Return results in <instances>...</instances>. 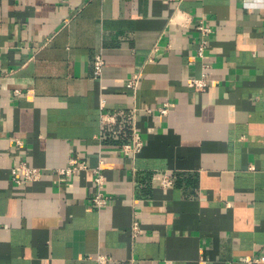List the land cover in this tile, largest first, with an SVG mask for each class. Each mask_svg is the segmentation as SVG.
Here are the masks:
<instances>
[{"label":"crops","instance_id":"obj_1","mask_svg":"<svg viewBox=\"0 0 264 264\" xmlns=\"http://www.w3.org/2000/svg\"><path fill=\"white\" fill-rule=\"evenodd\" d=\"M178 11L212 30L205 60L194 27L171 31ZM202 77L213 85L189 87ZM134 109L144 145L126 155ZM102 113L120 119L104 127ZM72 157L89 169L61 182L52 170ZM100 158L111 200L97 211ZM22 161L43 170L40 182L12 181ZM99 255L264 264V0H0V264Z\"/></svg>","mask_w":264,"mask_h":264},{"label":"built area","instance_id":"obj_2","mask_svg":"<svg viewBox=\"0 0 264 264\" xmlns=\"http://www.w3.org/2000/svg\"><path fill=\"white\" fill-rule=\"evenodd\" d=\"M171 31H180L183 29H189L194 27L201 37V41L197 50L198 58L205 60V49L207 47V37L212 33V30L209 27H206L202 21L195 22L194 17L184 11H178L177 15L174 16L170 21ZM105 66V61L102 55H97L94 60V75L97 80H100L102 77L103 68ZM140 85V74L135 75L126 84V88L131 90L135 95L138 91ZM188 85L191 89L203 92L208 87L213 85V82L210 81L207 77H202L200 79L193 78L188 80ZM20 92L15 91L14 95H18ZM101 110L105 108L106 100L101 99ZM168 102L164 103L162 106L158 107L157 111L159 114L166 116L169 113ZM137 109L132 111L130 116L131 122V140L128 143H125L121 146V151L126 155H135L143 148V140L141 133L136 124V113ZM147 113L151 114L152 110H148ZM101 124L104 127H114L118 123L117 114H101L100 118ZM117 134V131H114ZM20 144V143H19ZM104 160L99 159V163L96 167L91 169L93 173V185L95 194L92 200L93 209L101 211L107 207L110 203L111 197L106 191V176H105V166ZM89 169L88 163L83 159H78L72 157L69 159L68 164L65 167L52 170V173L56 175L61 182L66 181L72 176L76 175L81 171H87ZM43 170L39 168L30 167L26 162H19L15 167L11 169L12 181L18 185L22 186L27 183H38L43 178ZM155 181H158L162 188L171 189L175 184V176L166 175V174H156L153 178ZM133 235L138 233V222H133L132 227ZM264 259V258H263ZM98 264H107L108 259L103 255H99L96 259Z\"/></svg>","mask_w":264,"mask_h":264},{"label":"trees","instance_id":"obj_3","mask_svg":"<svg viewBox=\"0 0 264 264\" xmlns=\"http://www.w3.org/2000/svg\"><path fill=\"white\" fill-rule=\"evenodd\" d=\"M120 119V118H119ZM119 119H118V121H119Z\"/></svg>","mask_w":264,"mask_h":264}]
</instances>
